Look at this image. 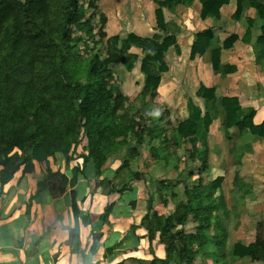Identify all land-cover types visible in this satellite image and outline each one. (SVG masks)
<instances>
[{"label":"trees","instance_id":"obj_1","mask_svg":"<svg viewBox=\"0 0 264 264\" xmlns=\"http://www.w3.org/2000/svg\"><path fill=\"white\" fill-rule=\"evenodd\" d=\"M153 1L158 32L150 36L135 32L109 36L105 30L107 16L100 11L99 0H0L1 180H9L20 169L30 173L34 170V158L47 161L57 153L65 156L67 161L81 158L82 167L92 164L97 178L113 161L120 160L113 177L118 178V182L100 178L99 185H110L106 191L108 195L132 187L136 182L146 189V213L141 220L151 232L153 219V229L161 232L159 242L165 249L164 258L154 257L149 264H170L173 258L183 256H186L184 264H192L194 255L187 248L189 241L197 245V251L204 249L203 254L208 255L206 258L213 264H229L228 255L234 260L247 257L252 261H264V218L255 225L253 241L247 244L234 241L228 254H224L227 246L225 234L219 230L222 222L218 214L223 212L225 216L227 206L224 197L215 194L220 191L223 175L206 183L201 175L192 187L187 180L181 181L183 199L180 204L184 211L175 222L185 225L188 220L193 221L195 232L187 234L183 227L172 230L168 226L171 218H176L175 214L169 217L153 209V197L149 195L144 173L131 170L130 160L139 154L136 145H147L151 156L158 157L160 152L165 154L170 147L175 152L186 143L192 144L190 157L200 158L201 167L206 169L209 126L220 115L221 126L226 131L231 128L245 130L254 136L252 140L264 137V122H254L256 109L253 106L242 107L234 96H217L215 87L202 83L196 95L204 101L203 110L188 97L187 115L173 120L171 131L166 129L169 122L162 125L154 120L149 108L157 98L162 74L169 70L165 53L171 46L180 53L177 44L180 27L176 22L164 19L163 8L188 6L196 0ZM229 1L199 0L201 18H218L221 6ZM235 1L236 10L232 14L235 19L241 18L249 7L257 10L259 28L250 18L242 40L253 44L256 60L263 58L264 3L259 0ZM237 38L231 34L218 45L211 28L197 31L189 57L208 54L207 61L215 70L223 74L232 72L235 68L224 67L220 55L221 50L230 48ZM137 63L144 81L133 103L123 93L119 82ZM167 113L168 110L160 113L159 121L171 119ZM154 141L164 148H156ZM78 147L82 152L77 153ZM245 148H248L247 144L243 150ZM165 160L157 159V164ZM122 173L126 175L122 176ZM58 176L63 185L73 186V177L67 182L63 173L49 170L37 182L36 193L46 188L52 177ZM237 178L235 176V183ZM175 184L170 179L155 181L158 203L165 206L168 197L175 196L170 192ZM71 192L74 194V188ZM213 219L217 223H213ZM211 221L215 234L209 235ZM70 232L72 236L74 231L70 229Z\"/></svg>","mask_w":264,"mask_h":264},{"label":"crops","instance_id":"obj_2","mask_svg":"<svg viewBox=\"0 0 264 264\" xmlns=\"http://www.w3.org/2000/svg\"><path fill=\"white\" fill-rule=\"evenodd\" d=\"M259 1L264 3V0ZM155 7L156 4L153 0L145 3L144 14L151 16L152 30L149 33L146 27V36L158 32L154 16ZM226 8L230 9L227 15L238 21L237 30H232L231 27L228 28L219 23L213 24L211 18L214 17L201 18L199 0L188 6L180 4L172 7V9L163 8L164 19L174 21L180 27V32L177 35L180 53L177 54L173 46L168 48L166 53L171 48L173 49V61L168 64L169 70L162 74L157 89V99L161 98V101L166 103V109L169 112L180 114L181 117L187 115L186 100L188 97L192 98L194 103L203 110L204 101L196 95L198 86L202 83L207 87H215L217 96H234L242 107L253 106L256 109L254 121L258 123L264 119V57L256 60L257 54L253 44L244 42L242 37L247 31L250 18L255 21L253 25L259 28V16L254 7H249L244 10L241 18H233L232 14L236 10V1L230 0L221 6L219 19ZM140 19L144 18L140 17ZM140 24L142 25V23ZM205 28L213 30L214 41L218 45L231 34L238 36L230 48L221 50L220 55L221 64L224 67H234V71L223 74L220 70H215L207 61L208 54L205 55L206 59L199 55L190 59V47L194 34ZM127 32H135L144 36L137 31ZM254 34L256 35L257 32L255 31ZM142 84L143 82L140 80V88ZM215 120L217 118L209 126L206 145L208 152L210 151L209 143L214 142V136L219 139L221 133H224L226 139H229L221 123L215 122L216 124H213ZM260 141L264 142V137L242 142V148L246 144L248 148L241 151L240 159L252 152L255 153L254 147ZM170 150L171 147L167 151L174 154ZM169 152L168 154H171ZM165 154L164 156H155L156 162L157 159L166 158L167 160L168 156ZM179 154L176 153L175 155ZM140 155L141 153L135 158ZM59 156L64 158L63 164L57 163ZM198 159L200 160V158ZM71 162L75 163L76 160L67 161L65 156L57 153L55 156L48 157L47 161H39L34 158V170L30 173H25L20 169L5 182L1 180L0 176V264H149L148 262L154 257L164 258L165 249L163 244L159 242L161 232L153 229V219L151 220V232H148L141 220L146 213L148 195L142 184L136 182L132 187L110 195L106 193L110 185L105 186V190H102V186L99 185L100 178L113 179L114 171L120 164V160L113 161L110 167L104 169L103 174L98 178L95 176L93 165L89 163L85 167H81L80 177L75 176L72 167L78 163L72 166ZM155 165L159 166L161 163ZM155 165H150L148 169H133L131 167V170L143 172L145 179L146 175L149 177L154 175L152 166ZM49 170L63 173L67 177V182L73 177V186L65 184L66 188L63 190L65 185L61 183L59 176L52 177L46 188L36 193L37 182L42 180ZM117 181L118 178L113 179L112 183ZM146 185L148 187L147 181ZM149 187V195L153 197V209L159 214H166L171 217L173 213L179 216L183 213L184 207H182V213L176 211L177 207L181 205V201L175 204L171 202L174 196H170L164 206L157 201L156 189H152L151 185ZM73 188L74 194L71 192ZM134 194H136V200L140 194L144 195V209L141 208L137 211L134 208L135 204H139L134 199ZM250 196L251 194L247 197ZM261 200L264 204V187ZM169 203L172 204L171 207H169ZM106 206L107 208H105ZM152 213L151 211L150 217ZM178 217H172L170 220L168 226L172 227V230H176L177 226L181 225L175 222ZM256 222L257 220L254 221V226L252 224V228L255 227ZM70 229L74 231L72 236ZM254 238L252 237L247 243L253 241ZM185 257L173 258V262L170 264H184L186 262ZM243 259L249 258H241V260ZM252 262V264L264 263L263 261ZM192 264L210 263L197 259V262L192 261Z\"/></svg>","mask_w":264,"mask_h":264},{"label":"rangeland","instance_id":"obj_3","mask_svg":"<svg viewBox=\"0 0 264 264\" xmlns=\"http://www.w3.org/2000/svg\"><path fill=\"white\" fill-rule=\"evenodd\" d=\"M148 1L149 0H99V9L100 11L105 13L108 19V23L105 27L107 35L116 34L117 32L122 33L127 31H137L140 32L139 34L146 36V27L147 31H149L150 33V31H152L150 23L151 16L149 14L145 16L144 14L145 3ZM229 10V8H226L223 11V15L220 19L214 17L211 18V21L215 25L219 23L222 26H226L228 28L231 27L232 30H237L238 21L231 19L230 16L227 15V12ZM140 17H143L144 19L141 20ZM140 23H142V25ZM217 34L223 37V35L219 33ZM173 55L174 52L172 48L168 51V53L165 54V59L168 64L172 63ZM208 62L210 63V61ZM143 78L144 75L139 70V63H137L131 72L125 74L124 80L122 82H119V86L121 87L123 93L128 96L130 101H133V103L135 102L134 98L136 97L140 89L139 81L141 80V82H143ZM161 100V98L154 99L155 103L153 102V104H151L149 110L151 111L154 120H156L157 122H161L162 125H164L165 122H169L166 128L169 132L171 131L170 126L173 120L181 117V115L170 111L167 114L171 117L172 120L168 118L164 119L163 121H159L160 119L158 118H160V113L167 111L166 103ZM221 118L222 115H220L217 120L213 122V124L215 122L221 123ZM263 122L264 119L256 124H261ZM149 124L151 125V121H149ZM225 133L227 134L229 139H226L227 137L225 136V134L221 133L219 139L214 136V142L209 143L210 151L207 154L206 169H203L201 167V161L197 158V156H193L192 158L188 156L192 149L191 143L182 145V147L177 149L174 154L169 151L168 152L171 154L165 152V155L168 156L169 160L167 159L159 166L155 165L157 164L156 158L154 156H151L150 151L147 147L136 145L141 155L130 162V167H132L133 169H148L150 165H155L152 166L154 175L151 177H149V175H146L145 177L148 183V187L149 185H151L152 189H155V181L161 179H170L172 183H177L175 185H172L170 188V192H174L175 194L171 202L175 204L183 199V194H181L180 192V189L182 187V184H180L181 181L187 180L186 182H188L192 187L197 184L198 179L201 175L204 183L209 182L218 175H223L224 181L221 185L220 191L216 192L215 194H220L221 196H223L225 200L224 202L227 206V212L225 213V216L223 212L218 214V217L222 222V226L219 227V230H222V232L225 234V242L227 246V248L224 249V254L227 255L229 252V247L234 241L239 240L247 243L250 239H252V237L254 238L255 227L252 228V224L254 226L255 220H257L258 222L264 218V204L261 200L262 190L264 187V142L260 141L255 145V153L252 152L250 155H247L240 159L239 156L241 151L243 150L241 143L244 141L249 142L250 139L252 140L254 136L250 132H246L245 130L240 129L236 130L235 128H231L228 131L225 130ZM146 141H149L148 137H146ZM153 144L156 148L162 147V145L158 141H154ZM80 152H82V150L80 149V147H78L77 153ZM160 153H162L161 155H163L164 151ZM176 153L180 154L175 155ZM200 154L202 153L200 152ZM73 160H76L75 163H78V165L72 167L75 165V163L71 162V167L73 168V172L75 173L74 175H78V177H80L79 171L82 167V159L75 158ZM63 161L64 158L62 156H59V158H57L58 164H63ZM125 175V173H122V176ZM235 176H238V178L236 179V183L234 180ZM104 188L105 187L102 186V190H105ZM250 188H252V190H249ZM249 194H251V196L248 198L247 196ZM136 201L139 204H135L134 208H136L137 211L141 208L144 209V195L140 194L138 196V200ZM171 206L172 204L169 203V207ZM182 207L183 206L181 205L178 206L176 211L178 213H182ZM178 216L179 215L176 214V217ZM213 223H217L215 219H213ZM177 227V229L183 227L185 229V233L187 234H193L195 232V223H193V221L191 220H188L185 225H179ZM208 234H215L212 221ZM187 248L189 249V251H191V254L197 252V254H194V256L192 257V261L194 263L197 262V259H202V261L212 264V260L206 258V256L208 255L203 254L204 249H202V252L197 251V245L192 241H189ZM228 257L229 264L253 263L249 259L234 260L230 255H228ZM257 264L264 263L261 262Z\"/></svg>","mask_w":264,"mask_h":264}]
</instances>
